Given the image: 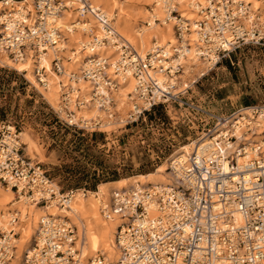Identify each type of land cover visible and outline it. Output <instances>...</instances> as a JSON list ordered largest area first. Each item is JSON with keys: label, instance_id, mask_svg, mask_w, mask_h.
<instances>
[{"label": "built area", "instance_id": "2783aa9c", "mask_svg": "<svg viewBox=\"0 0 264 264\" xmlns=\"http://www.w3.org/2000/svg\"><path fill=\"white\" fill-rule=\"evenodd\" d=\"M204 1L205 6L195 13L198 18L190 20L179 10L178 0H158L165 22H174L177 44L167 49L155 43L143 57L121 37L116 17L91 0H33L32 8L2 0L0 54L15 62L31 59L33 75L42 87L48 86L51 72L65 76L64 62L72 61L65 44L67 34L77 31V23L65 28L64 13L73 10L78 21L91 18L95 22L96 27L83 24L78 30L84 38L69 53L75 56L81 51L88 58L79 72H69L66 79L77 84L81 78L92 84L93 99L106 117L77 119L76 110L85 101L80 95L72 96L70 85L62 84L68 90L56 111L70 127L107 133L106 128L114 124L146 123L156 108L177 107L188 111L185 119L190 130L200 132L190 154L167 158L172 185L135 183L114 189L109 200L102 202L101 216L120 221L115 263L101 251L84 258L82 238L71 218L50 215L39 222L22 264H264V104L219 116L188 97L193 87L241 46L264 47V23L246 0ZM192 33L194 42L188 41ZM109 46L121 52L115 64L101 53ZM49 51L53 55L50 70L43 63ZM187 51L194 59L188 60ZM194 61L206 68L187 78ZM128 77H133L135 86L129 109L120 116L113 90ZM159 122L163 129L169 126ZM20 135L12 122L0 123V185L36 206L69 209L75 192L63 193L42 164L25 155ZM19 221L18 212L0 217V264H11L16 257Z\"/></svg>", "mask_w": 264, "mask_h": 264}, {"label": "rangeland", "instance_id": "374dc122", "mask_svg": "<svg viewBox=\"0 0 264 264\" xmlns=\"http://www.w3.org/2000/svg\"><path fill=\"white\" fill-rule=\"evenodd\" d=\"M116 1L117 9L107 12L116 17V22L122 18L130 25H137V28L148 26L147 18L143 19V8L154 12L145 4L146 0ZM28 5L32 8V2ZM263 20L260 22L264 23ZM173 23H170L172 27ZM170 38L176 40L174 31ZM166 43L163 41L161 44ZM68 52L66 55L71 56ZM70 67L77 69L78 65L71 64ZM205 68L206 65L199 61L198 67L195 66L187 78ZM62 84L65 83L62 81ZM66 90L68 88L62 87V93ZM188 97L219 116H228L242 107L264 104V47L241 46L193 87ZM57 109L44 99L24 73L0 61V123L12 122L20 133L31 137L44 158L37 154L32 158L28 155L27 145L23 144L25 155L42 164L63 193L71 190L96 191L101 183L154 172L176 148L196 140L200 135L199 131L190 130L187 125L185 117L189 115L188 111L177 107L158 108L157 119L169 124L164 129L157 119L152 122L148 117L146 123L139 125L108 126L107 133H90L70 127ZM71 109L75 110L74 107ZM193 129L199 128L194 126Z\"/></svg>", "mask_w": 264, "mask_h": 264}, {"label": "bare ground", "instance_id": "6f19581e", "mask_svg": "<svg viewBox=\"0 0 264 264\" xmlns=\"http://www.w3.org/2000/svg\"><path fill=\"white\" fill-rule=\"evenodd\" d=\"M11 1L14 3L19 2L22 5H28L31 4L33 0ZM246 1L252 4V10L258 14L259 20H262V18L264 19V1ZM93 2L103 7L106 13H111V11L117 9L116 6H118L116 0H93ZM178 2L180 8L179 10L185 14L184 17L190 20H196L198 17L195 15V13L197 11H200L201 6H205L204 0H178ZM145 4H147L148 7H151L152 12H154L151 13L146 8H143V19L145 20L147 18L148 26H141L137 28V25H130L126 23L125 20L120 18L116 22V28L118 32L120 31L119 34L121 33V37L125 41H128L143 57L147 53L152 51L153 45L155 43L159 44L160 46H165L167 47V49L175 48V45L177 44L176 40L173 41L170 38L171 33L173 32L172 25L165 22L166 16H164L163 19H159L160 16L165 15V11L162 5L158 2V0H146ZM1 11H3L2 0H0V12ZM156 18L162 22L161 25H159V23L157 24L156 20H154ZM72 22L77 23V31H72L70 34H67L68 40L66 41L65 46L69 52L73 47L78 49L79 43L84 38L83 34L79 32L81 31V29H83V24H87V26L89 27H96L95 22L91 18H87L83 23L82 20L78 21L77 15L73 10L66 11L62 18L63 26L65 28H70V24ZM192 31L196 30H194L193 28ZM163 41L167 42L166 45L161 44ZM188 41H195L194 33H192ZM191 46H193L192 43L189 47ZM101 53L110 58V64H115L121 56V52L116 46L106 47L101 51ZM72 54L70 56V59L72 61L64 62L66 75L58 76L51 72L49 84L46 87H42L35 80V77L33 75V62L31 59L28 58L23 61L15 62L7 55L0 54V61L2 62V64H6L7 66L13 67L14 69L18 70L19 73H24L25 78L29 82H31L33 86L35 85L34 87L52 107H59L63 87L61 85V82L63 81L65 83V86L70 85V92H73V97L80 95L85 101V104L81 107V109L76 110L77 119H104L106 117L105 110L100 108L97 100L95 101L93 99V93L96 91L95 87L92 84L83 81L81 78H79V82L77 84L73 82H67L68 80L66 79V77L67 75H69V72H79L80 69L85 65L86 59L88 58V53H84L81 51H77L74 54L75 56H72ZM187 54L189 55L188 60L194 59L193 57H191L192 53L190 51H187ZM52 56L53 55L51 51H49V53L43 58V63L49 70L51 66ZM198 63L199 61L193 62V64L197 67ZM71 64L73 66L78 65V68L71 69ZM57 79H60V81L57 82ZM134 86L135 81L133 77H128L125 82H120L117 89L113 90L112 97L114 100L115 109L119 113L127 112L130 106L129 98L134 89ZM58 88L60 91L58 90ZM20 138L22 140V143L24 145H27L29 156L33 158L35 154H37L41 159L44 158L41 149L29 135H24V133H21ZM193 142H195V140L190 141V143L188 144L180 145L172 152V156L181 153L190 154L192 151L191 147ZM135 183H142L143 185H172V177L168 172V159H165V161L162 162L154 172L144 175L140 174L134 177L114 182L101 183L98 185L96 191H88L85 196L80 192V190H78L75 192V196L70 205V208L64 211H61V209L55 205L41 207L36 206L23 198L19 200L16 197V194L11 189H6L0 185V217L6 219L7 216L11 214V212H18V216L20 219L16 227V233L19 235V237L17 238L18 251L11 264H22L24 253L29 249V246H31L36 236L39 222L44 217L50 215L68 216L71 218L73 223L78 227L79 236L82 238L81 242L83 245L81 249L84 258L93 257L97 252L101 251L112 263H115L119 255L115 245V233L120 221L118 219H104L102 216H100L101 214L99 213L100 206L103 201L107 202L109 200L114 189H127Z\"/></svg>", "mask_w": 264, "mask_h": 264}, {"label": "trees", "instance_id": "16d2710c", "mask_svg": "<svg viewBox=\"0 0 264 264\" xmlns=\"http://www.w3.org/2000/svg\"><path fill=\"white\" fill-rule=\"evenodd\" d=\"M157 109V110H156ZM155 109V111L154 112H152L151 114H149V116L148 117H150V120L153 122L154 121V119L156 120L157 119V112H158V108H156ZM158 120V122H159V120H161V119H157ZM110 182H114V181H110ZM106 183H108V182H106Z\"/></svg>", "mask_w": 264, "mask_h": 264}, {"label": "crops", "instance_id": "0c3cea01", "mask_svg": "<svg viewBox=\"0 0 264 264\" xmlns=\"http://www.w3.org/2000/svg\"><path fill=\"white\" fill-rule=\"evenodd\" d=\"M31 83V82H30ZM32 84V83H31ZM216 84H218V83H216ZM35 86V85H34Z\"/></svg>", "mask_w": 264, "mask_h": 264}]
</instances>
